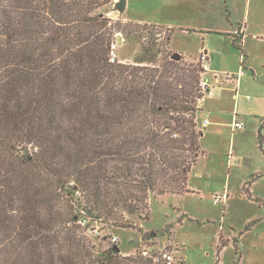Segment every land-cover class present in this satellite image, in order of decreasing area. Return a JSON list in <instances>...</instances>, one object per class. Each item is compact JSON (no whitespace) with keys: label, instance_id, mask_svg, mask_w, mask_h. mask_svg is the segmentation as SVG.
<instances>
[{"label":"trees","instance_id":"1","mask_svg":"<svg viewBox=\"0 0 264 264\" xmlns=\"http://www.w3.org/2000/svg\"><path fill=\"white\" fill-rule=\"evenodd\" d=\"M112 1L0 0V264H168L140 245L99 250L87 231L138 228L156 243L159 232L131 217L147 220L151 199L191 191L207 70L172 58L171 27L158 64L111 62L118 33L149 26L109 17Z\"/></svg>","mask_w":264,"mask_h":264},{"label":"rangeland","instance_id":"2","mask_svg":"<svg viewBox=\"0 0 264 264\" xmlns=\"http://www.w3.org/2000/svg\"><path fill=\"white\" fill-rule=\"evenodd\" d=\"M117 1L103 8L109 17L149 23L137 32L117 34L119 62L158 64L163 54L156 48L164 47L170 27L174 33L167 49L172 58L179 52L184 61L197 63L202 48L209 50L213 72L202 73L209 91L202 87L205 96L200 116L208 117L212 124L204 129L201 140L205 154L189 175L191 191L151 199L147 220L131 217L144 230L159 232L156 243L143 240L138 228L113 230L99 224L87 231L89 237L99 250L119 243L124 253H135L138 245L147 251L169 252L175 264H236L240 253L247 257L245 264H264V219L240 235L252 220L264 217L263 206L249 196L255 187L264 193V180L253 189L249 188L251 182L244 184L254 162L262 157L255 136L233 126L236 113L239 120L243 115L264 116V0H127L123 13L116 9ZM240 27H245L246 35L235 46L233 35ZM242 44L246 59L238 48ZM241 70L247 72L243 77ZM233 75L242 79L237 96V86L230 81ZM256 166L258 170L262 167L259 161ZM224 186L230 192L226 208L214 202V192L223 193Z\"/></svg>","mask_w":264,"mask_h":264},{"label":"crops","instance_id":"3","mask_svg":"<svg viewBox=\"0 0 264 264\" xmlns=\"http://www.w3.org/2000/svg\"><path fill=\"white\" fill-rule=\"evenodd\" d=\"M261 36L259 35V38H260ZM202 49H204V51L205 52H207L208 53V55H210V53H209V50L207 49V48H202ZM191 61H195V60H192L191 59ZM209 63H210V56H209ZM244 67V69L243 70H246V68H245V66H243ZM212 68H211V66L209 65V73H212L213 71L211 70ZM243 70H241V72H240V75H242V77L244 76V75H246V71H243ZM254 76H255V71H254ZM235 75H233V77L232 78H230V81H231V83L232 84H234V86H237V88H236V91H235V94H234V96H237L238 95V93H239V86L242 84V79H240L239 80V76L237 77H234ZM208 91H209V89H208ZM202 106H203V108H204V105H203V100H202ZM204 110V109H203ZM236 115H237V117H239V114H237L236 113ZM199 116H200V114H199ZM241 118H240V120L241 121H243L244 123H245V127H244V131H246L247 129H248V131H250L254 136H255V139H256V142H257V147L259 148V138H258V134H259V129H260V127L262 126V124H263V122H264V116H259V115H252V116H250V115H243V116H240ZM200 118L202 119V117L200 116ZM209 120V124L207 125V126H209L210 124H212V121H210V119L208 118V117H206V118H204V119H202L203 121L204 120ZM239 119V118H238ZM248 124L249 125H251V127H252V130H251V127H249L248 126ZM206 126V127H207ZM205 127V128H206ZM243 130V129H242ZM262 133L264 134V127L262 128ZM259 153H260V155H261V157H262V160H258V159H256V161L254 162V165L252 166V168L250 169V171H249V175H248V178H247V180L245 181V185H247L248 184V182L249 181H251V185L249 186V188H252L253 189V187L254 186H256L260 181H263L264 180V152L259 148ZM248 158H251V157H249V156H246L245 157V159H248ZM257 161H259L260 162V164H261V169H259L258 170V168H257V166H256V162ZM252 163H253V161H252ZM252 163H251V165H252ZM197 174L198 175H201L202 173H200V172H197ZM211 175L210 174H208V177H210ZM229 177V175L227 176V178ZM228 180V179H227ZM244 185V186H245ZM190 189V188H189ZM220 188L219 187H217V190H219ZM191 190V189H190ZM216 190V191H217ZM222 191H223V193H225V192H227V199H226V201L225 202H222V204H224V207L226 208V207H228V202H229V199H230V192H228V189H227V187L226 186H224L222 189H221ZM254 191L252 192V191H250V193H249V195L250 196H253V197H255V198H260V199H262V200H264V193H262V192H260V190H259V188L257 189V187H255V189H253ZM221 191V192H222ZM220 192V191H219ZM214 193H218V192H214ZM213 193V194H214ZM252 197V198H253ZM256 201V200H255ZM215 202V201H214ZM257 202V201H256ZM257 203H259V202H257ZM216 204H220V203H216ZM260 204V203H259ZM261 205V204H260ZM263 206V205H262ZM263 208H264V206H263ZM260 218V217H259ZM264 219V218H263ZM262 219V220H263ZM261 220V221H262ZM260 222V221H259ZM255 226V225H254ZM253 226V227H254ZM252 227V228H253ZM250 231V230H249ZM238 244H239V241H238ZM240 256H239V261H238V264H245V260L247 259V257L246 256H243V254H239Z\"/></svg>","mask_w":264,"mask_h":264},{"label":"built area","instance_id":"4","mask_svg":"<svg viewBox=\"0 0 264 264\" xmlns=\"http://www.w3.org/2000/svg\"><path fill=\"white\" fill-rule=\"evenodd\" d=\"M201 55H200V61L202 63L203 68H205V70L209 69V55L207 52L204 51V49L201 50ZM110 61L111 62H117L119 61V57H118V53H117V44H113L112 45V49H111V53H110ZM201 88H208V79L203 78L200 82ZM203 124L205 126H207L209 124V120H204ZM233 126L235 128V130H242L245 127V123L241 120L238 119L237 115H235V121L233 123ZM227 192L225 193H217L214 195V201L215 203H222L225 202L227 199ZM145 254H147V251L144 252ZM164 258L166 259L168 264H174V257L171 253L169 252H165L163 254Z\"/></svg>","mask_w":264,"mask_h":264},{"label":"water","instance_id":"5","mask_svg":"<svg viewBox=\"0 0 264 264\" xmlns=\"http://www.w3.org/2000/svg\"><path fill=\"white\" fill-rule=\"evenodd\" d=\"M126 5H127V0H118L116 2L115 7L117 10L123 13L126 9ZM119 41H122L121 38H119ZM173 58L179 60L182 58V55L179 52H175Z\"/></svg>","mask_w":264,"mask_h":264},{"label":"clouds","instance_id":"6","mask_svg":"<svg viewBox=\"0 0 264 264\" xmlns=\"http://www.w3.org/2000/svg\"><path fill=\"white\" fill-rule=\"evenodd\" d=\"M208 70H209V69H208ZM208 88H209V86H208ZM208 88H207V89H208Z\"/></svg>","mask_w":264,"mask_h":264}]
</instances>
